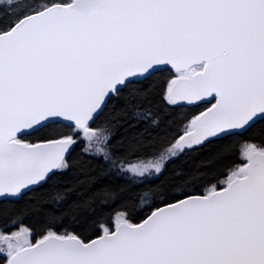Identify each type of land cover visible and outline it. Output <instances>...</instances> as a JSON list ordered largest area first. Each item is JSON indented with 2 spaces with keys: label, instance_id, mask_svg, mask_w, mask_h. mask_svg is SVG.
Returning a JSON list of instances; mask_svg holds the SVG:
<instances>
[{
  "label": "snow or ice",
  "instance_id": "1",
  "mask_svg": "<svg viewBox=\"0 0 264 264\" xmlns=\"http://www.w3.org/2000/svg\"><path fill=\"white\" fill-rule=\"evenodd\" d=\"M0 264H264V0H0Z\"/></svg>",
  "mask_w": 264,
  "mask_h": 264
}]
</instances>
